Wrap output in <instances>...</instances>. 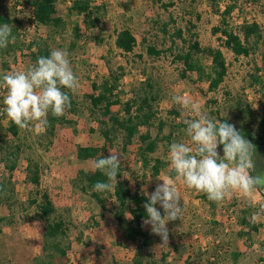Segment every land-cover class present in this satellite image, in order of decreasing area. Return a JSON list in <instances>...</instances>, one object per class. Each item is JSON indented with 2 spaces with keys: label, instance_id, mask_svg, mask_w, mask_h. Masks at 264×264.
I'll use <instances>...</instances> for the list:
<instances>
[{
  "label": "rangeland",
  "instance_id": "1",
  "mask_svg": "<svg viewBox=\"0 0 264 264\" xmlns=\"http://www.w3.org/2000/svg\"><path fill=\"white\" fill-rule=\"evenodd\" d=\"M91 1L93 6L98 7L94 12L99 18L97 26L88 27L82 15H69L70 0H55V15L61 16L65 25L51 33L46 27L36 29L27 21L32 9L24 7L22 0H2L5 12L22 21L21 33L25 40L38 35L47 38L50 51L63 49L68 53L70 66L79 81V88L74 95L79 97L80 112L75 115L65 111L62 117L73 124L56 125L52 145L47 151L37 146L36 135L41 132L20 129L19 138L14 139L15 143L32 147L31 151L26 150L24 154H30L39 164L41 189L48 193L57 207L70 209L71 224L67 230L70 244L65 248V257L52 263L44 257L42 247L52 244L53 239L44 236V222L35 216L33 206L26 205L32 186L25 179L26 162L21 157L13 171H7L0 162V178L13 185L17 200L25 203L24 209L16 205L14 222L1 227L0 264H85L87 258H97L101 262L107 259L109 261L106 264H132L138 243L123 238L112 216L114 200L105 197L103 204H98L88 193L71 185V179L78 171L95 172L92 159L77 158V145L100 146L103 143L99 131L101 120L108 121L112 115L121 113V107L114 105L102 106L90 114L82 100V95L92 91V80L99 81L109 70L123 67L124 76L120 86L125 101L142 88L145 89L146 82L152 86L157 95L154 103L157 119L148 130L155 136L159 121L164 122L161 135L172 132L170 143L180 141L192 146L183 123L188 113L172 104L170 98L174 94L192 96L211 117H216L215 112L219 111V115L230 119L236 127L243 121L240 119L242 110L249 106L256 117L255 123L249 125L252 132L256 131L259 119L264 117V71L255 72V67H263V48L259 45L249 56H234L218 40L220 35L212 33V27L220 23V15L211 9L206 0H162V3L173 2V6L167 8L154 0ZM232 2L235 7L228 17L229 27L238 32L242 22H255L264 34V0H223L220 2L221 9ZM163 24H167V33L161 29ZM123 28H129L137 40L131 53H124L114 45L116 31ZM176 28L183 30L185 42L175 38L171 44L170 34ZM193 40L198 42L200 48H219L224 55L227 72L214 91H209L206 79H199L196 72H187L185 78L181 77L183 65L172 59L171 51H186ZM148 45L165 51L159 56H151L146 52ZM27 54L28 51L24 49L14 57L0 55V74L24 70L32 65ZM193 57L209 72L210 58L204 52L193 53ZM254 74L262 76V83H254ZM4 95L6 92L0 89V108H3ZM8 120L6 114L4 118L0 117V136L5 133ZM139 130L144 133L147 129L140 127ZM10 140L13 137L7 133L5 143ZM170 143L161 139L156 152L151 155L167 163L157 177L150 175V168L142 166L136 136L125 151H121L118 144L108 149L106 157L111 153L119 154L123 168L122 180L132 193L138 191L139 194H150L158 184L163 183L162 180L175 179L169 174ZM217 151L223 155L222 149L218 148ZM176 185L181 196L182 214L180 219L168 222L167 241L142 223L150 237L147 251L154 254L157 264H210L208 259L214 264H264V252L259 247L264 239L263 190L254 189L247 198L236 192L220 203L213 202L214 207H211L201 199V193L187 189L182 181L177 179ZM244 206L252 208L251 218L261 224L258 232H252L248 237L238 235L240 230H246L239 222V212ZM156 207L159 209V204ZM7 213V209L0 206V216ZM126 217L131 219L128 212ZM224 228L229 231H224ZM229 232L237 236L230 239L232 234L227 235ZM239 248L243 249V253ZM162 254L167 256L164 262H160ZM188 255L191 258H186Z\"/></svg>",
  "mask_w": 264,
  "mask_h": 264
},
{
  "label": "trees",
  "instance_id": "2",
  "mask_svg": "<svg viewBox=\"0 0 264 264\" xmlns=\"http://www.w3.org/2000/svg\"><path fill=\"white\" fill-rule=\"evenodd\" d=\"M159 2L161 7L167 8L173 6V2L162 3V0H154ZM211 9L220 15V23L212 27L213 34H219L218 40L222 45L229 49L234 56H249L262 46L263 67H255V72L264 71V34L260 26L255 22H242L239 25L238 32L233 31L229 27L228 17L235 7L234 2L225 4L221 9L220 2L223 0H206ZM24 7H30L32 14L27 18V21L36 29L44 26L49 32H54L61 29L65 25V21L61 16L56 14L55 0H22ZM94 9V10H93ZM95 9L98 7L92 5L91 0H70L68 7L69 15H82L83 22L88 27H95L98 25L99 18L94 15ZM0 23H7L12 26V32L15 37L6 48L0 49V55L15 56L17 52L22 53L24 49L28 51L32 64L41 56H48L50 49L47 44V38L38 35H33L30 40H25L21 33L22 21L13 14L5 12V6L0 0ZM193 27V26H192ZM162 31L167 33V24L162 25ZM183 30L176 28L171 34V44L175 38L181 39L185 42L183 37ZM75 36L77 33L75 32ZM78 38V37H76ZM137 44L135 35L129 28H123L116 31L114 45L124 53H131ZM171 51V46H170ZM165 50L157 49L155 46L148 45L146 52L151 56H159ZM204 52L210 58L209 72L205 71L202 64L193 57V53ZM172 54V59L181 62L183 65L181 77L185 78L187 72H196L199 79H206L209 91L216 90L227 72V64L224 55L219 48H200L196 40L189 42L186 51L176 52ZM124 76V69L122 66H117L114 70H109L108 74L102 75L100 80L96 79L91 82L90 93L82 95L85 108L90 114H93L100 107H109L119 105L121 113L112 115L110 120H101L100 134L103 138V143L100 146L92 145H77L76 156L80 160L92 159L95 161L101 155L106 157L108 149L120 144V150L125 151L126 147L132 143L136 136L139 141L138 154L145 168H150V175L156 177L161 170L166 167L165 163L158 156H151L158 148V142L169 139L172 132L167 135H161L164 122L159 121L157 126V133L152 136L148 130L153 126L157 119V112L154 103L157 100V95L153 92L152 86L146 82V88H142L139 93L135 94L130 100H123V89L120 86L121 80ZM262 76L252 75L254 83H262ZM67 91V90H65ZM71 98V106L66 110L72 114L80 112L78 104L79 97L69 92ZM238 103V102H237ZM243 114L240 119L242 123L237 128L242 131V134L249 139L255 146V153L253 159L255 161V170L253 175L264 173V117L258 121L255 132H252L249 126L256 120L253 111L246 106L242 110ZM245 112V113H244ZM218 120L224 119L225 122L232 123L230 119L219 115V111L215 112ZM0 117H5L4 112ZM250 118V119H248ZM49 123L44 131L36 135V142L39 149L47 151L52 145L56 125L73 124L70 120H65L61 117H53L49 115ZM140 127H145L147 130L144 133L140 132ZM20 129L8 120L5 128V133L0 136V162L7 171H13L17 167L18 160L23 157L25 166V179L32 186L26 205L34 207V214L44 222V236L53 239V243L44 245L42 251L44 257L49 263L65 257V248L69 246V239L67 235L68 226L71 224L70 209L68 207H57L45 190L40 187V167L38 162L30 154L25 155V151L32 150L31 146H26L22 143H15L14 139L19 138ZM11 135L13 140L5 143V136ZM119 140V141H118ZM165 145V144H164ZM222 149V146L218 147ZM150 160L153 164L150 165ZM123 168L120 167V173L117 174V182L110 181L113 188L109 192L100 193L94 189L97 181H106L101 172L95 170L94 173H85L82 170L71 179V185L84 192L88 193L98 204H103L104 198L109 197L114 200L115 207L112 210V216L121 231L123 238L127 241L137 242V247L132 257V264H157L154 254L147 251L150 237L143 229L142 223L146 219V211L144 204L148 197L144 194H139L138 191L131 192L128 189L126 182L122 180ZM170 176H175V173L170 171ZM258 191H262L263 187H256ZM201 199L207 202L211 207L214 203L207 199V196L201 193ZM19 204L21 209H24V202H19L16 198L15 188L13 185L3 178H0V206L7 209V214L0 216V232L1 227L11 225L15 220L16 205ZM133 205V207L131 206ZM161 214L163 213L160 209ZM126 212L131 216V219L126 217ZM252 208L244 206L239 212L240 225L246 227V230H240L238 235L241 237H248L252 232H258L261 224L256 223L251 218ZM250 217V218H249ZM260 250L264 252V239L260 242ZM238 254H236L237 256ZM59 257V258H58ZM166 254H162L160 262H164ZM212 259H216L212 257ZM210 264H214L209 259ZM42 264V262H40Z\"/></svg>",
  "mask_w": 264,
  "mask_h": 264
},
{
  "label": "clouds",
  "instance_id": "3",
  "mask_svg": "<svg viewBox=\"0 0 264 264\" xmlns=\"http://www.w3.org/2000/svg\"><path fill=\"white\" fill-rule=\"evenodd\" d=\"M14 39L12 26L0 23V49L6 48ZM78 88V78L70 66L68 53L63 49L52 50L24 70L0 74V89L6 92L2 98V110L21 130L44 131L49 115L63 116L71 106L69 92L74 94ZM170 99L173 105L188 113L183 123L192 146L180 141L171 142L168 161L175 179L162 180L154 191L145 193L148 199L144 204V223L165 242L168 222L180 219L182 214L177 179L187 189L203 193L209 201L216 203L236 192L247 198L256 187H264V173L252 174L255 146L241 130L224 119L211 117L190 95L174 94ZM219 146H222V156L217 151ZM120 167L118 153L96 159L94 168L107 177V182L97 181L94 189L100 193L111 191L113 185L110 181L117 182Z\"/></svg>",
  "mask_w": 264,
  "mask_h": 264
},
{
  "label": "crops",
  "instance_id": "4",
  "mask_svg": "<svg viewBox=\"0 0 264 264\" xmlns=\"http://www.w3.org/2000/svg\"><path fill=\"white\" fill-rule=\"evenodd\" d=\"M159 176V175H158ZM157 177V176H156ZM225 225H227L226 223H225ZM224 231H229V229L228 228H224ZM230 234H232V237H230V239H233V237H236L237 235L234 233V235H233V233H230L229 232V234H227V235H229V236H231ZM235 242H237V243H239L237 240H235ZM260 247V246H259ZM241 253H243V249L242 248H239L238 249ZM241 256H244V254H240ZM186 258H191L189 255L186 257ZM101 259V258H100ZM169 260V259H168ZM31 261V260H30ZM109 260H107V259H105L104 261L102 260V262H101V260H98L97 258H87V262L85 263V264H106V262H108ZM29 262V261H28Z\"/></svg>",
  "mask_w": 264,
  "mask_h": 264
},
{
  "label": "built area",
  "instance_id": "5",
  "mask_svg": "<svg viewBox=\"0 0 264 264\" xmlns=\"http://www.w3.org/2000/svg\"><path fill=\"white\" fill-rule=\"evenodd\" d=\"M3 108H0V115H2V113H3V110H2Z\"/></svg>",
  "mask_w": 264,
  "mask_h": 264
},
{
  "label": "water",
  "instance_id": "6",
  "mask_svg": "<svg viewBox=\"0 0 264 264\" xmlns=\"http://www.w3.org/2000/svg\"><path fill=\"white\" fill-rule=\"evenodd\" d=\"M263 192H264V187H263Z\"/></svg>",
  "mask_w": 264,
  "mask_h": 264
}]
</instances>
